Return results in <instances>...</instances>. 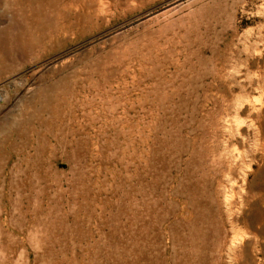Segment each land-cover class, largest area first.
Segmentation results:
<instances>
[{
    "label": "rangeland",
    "instance_id": "obj_1",
    "mask_svg": "<svg viewBox=\"0 0 264 264\" xmlns=\"http://www.w3.org/2000/svg\"><path fill=\"white\" fill-rule=\"evenodd\" d=\"M0 229V264H264V0H0Z\"/></svg>",
    "mask_w": 264,
    "mask_h": 264
},
{
    "label": "bare ground",
    "instance_id": "obj_2",
    "mask_svg": "<svg viewBox=\"0 0 264 264\" xmlns=\"http://www.w3.org/2000/svg\"><path fill=\"white\" fill-rule=\"evenodd\" d=\"M123 160V159H122ZM128 162H130V161H128ZM47 182V181H46ZM13 187V186H12ZM11 193V192H10ZM11 195V194H10ZM10 199V198H9ZM16 199V198H15ZM16 202V201H15ZM25 219V218H24ZM1 230V229H0ZM9 236V235H8ZM50 238V237H49ZM56 241V240H55ZM221 244V243H220ZM197 251V250H196Z\"/></svg>",
    "mask_w": 264,
    "mask_h": 264
}]
</instances>
